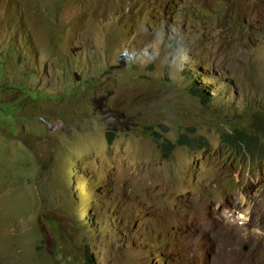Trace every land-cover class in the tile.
<instances>
[{"label": "rangeland", "instance_id": "374dc122", "mask_svg": "<svg viewBox=\"0 0 264 264\" xmlns=\"http://www.w3.org/2000/svg\"><path fill=\"white\" fill-rule=\"evenodd\" d=\"M260 103L264 0H0V264H264Z\"/></svg>", "mask_w": 264, "mask_h": 264}, {"label": "trees", "instance_id": "16d2710c", "mask_svg": "<svg viewBox=\"0 0 264 264\" xmlns=\"http://www.w3.org/2000/svg\"><path fill=\"white\" fill-rule=\"evenodd\" d=\"M179 0H176L178 4ZM192 97L199 100L201 105H206L209 103V97L205 94L204 89H200L193 83L189 90ZM251 115L254 118L251 120V130H245L239 124L223 125L222 136L223 144L227 146V152H232L235 150L237 154L246 155L249 157L250 166L253 164V159L258 158L260 154L264 153V124H262V119L264 118V103H260V106H253ZM145 134L149 136L162 153L164 159L168 157L170 151L172 152L174 146L171 145L167 140L160 137L156 132H149L150 128L145 127ZM110 133L107 134V140L110 141ZM185 146L189 150H202L205 151L209 144L205 142V139L199 137L196 139H190L186 136H180L179 140L175 143V146ZM168 147L170 149H168ZM257 162V161H256ZM91 199L92 194L89 193ZM91 217V216H90ZM90 256V255H89ZM85 256L84 264H92L91 257Z\"/></svg>", "mask_w": 264, "mask_h": 264}, {"label": "bare ground", "instance_id": "6f19581e", "mask_svg": "<svg viewBox=\"0 0 264 264\" xmlns=\"http://www.w3.org/2000/svg\"><path fill=\"white\" fill-rule=\"evenodd\" d=\"M261 215L262 214H260V216L259 217H261ZM197 230H199V229H201V227L200 226H197V227H195Z\"/></svg>", "mask_w": 264, "mask_h": 264}]
</instances>
